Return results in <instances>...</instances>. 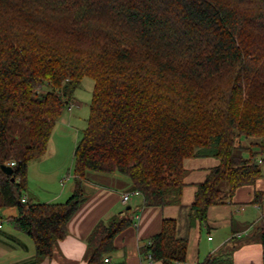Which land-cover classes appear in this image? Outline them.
<instances>
[{
    "label": "trees",
    "instance_id": "1",
    "mask_svg": "<svg viewBox=\"0 0 264 264\" xmlns=\"http://www.w3.org/2000/svg\"><path fill=\"white\" fill-rule=\"evenodd\" d=\"M85 77L94 88L76 188L64 202H23L29 163ZM198 156L219 160L190 208L203 223L264 177V0H0V211L18 210L6 220L34 240L36 261L67 235L90 172L123 174L145 206L163 207L182 194L184 159ZM254 202L264 205V190ZM130 224L127 214L99 222L88 264H105ZM258 235L264 244V219ZM187 248L165 218L141 253L185 263Z\"/></svg>",
    "mask_w": 264,
    "mask_h": 264
},
{
    "label": "crops",
    "instance_id": "2",
    "mask_svg": "<svg viewBox=\"0 0 264 264\" xmlns=\"http://www.w3.org/2000/svg\"><path fill=\"white\" fill-rule=\"evenodd\" d=\"M75 120L76 107L72 103L55 127L77 132ZM218 164L215 156L185 158L182 194L177 201L163 207L145 206L142 194L132 195L124 205L122 193L133 190L127 176L90 172L84 182L85 199L69 221L67 235L55 243L52 254L36 261L34 240L7 222L0 228V264H88L91 257L88 238L95 226L123 214H127L131 224L115 237V249L105 257L110 258L105 264H163L145 258L141 248L161 231L165 218L176 219L178 237L188 241L187 260L183 264H202L211 255L217 257L218 264H264V244L258 235L264 205L254 202L256 191L264 190V177L237 188L224 203L210 206L206 223L191 217L198 185ZM67 165L59 154L51 159L44 154L31 161L28 172L34 184L29 181L27 199L39 203L66 201L76 188L73 166ZM5 209L1 211L8 210ZM9 210L4 217L18 215L17 209V213Z\"/></svg>",
    "mask_w": 264,
    "mask_h": 264
},
{
    "label": "rangeland",
    "instance_id": "3",
    "mask_svg": "<svg viewBox=\"0 0 264 264\" xmlns=\"http://www.w3.org/2000/svg\"><path fill=\"white\" fill-rule=\"evenodd\" d=\"M94 88V80L91 77H85L82 81V84L75 91V107H76V123L78 124V129L76 131H72L71 129H59L57 127L54 128L52 137L48 143V148L46 151V156L48 159L51 157L60 155V157L68 163L67 166L72 167L74 170V151L76 147V142L81 138L83 131L87 127L88 119L90 115V104L93 95ZM249 141H247L248 143ZM246 143V141H245ZM36 160V159H35ZM30 164V163H29ZM50 164V162H48ZM33 173V172H32ZM34 177V174H32ZM29 181L34 184V181L29 178V172L27 176V191L29 189ZM228 186L227 183H223V187ZM8 209V210H7ZM12 209L15 213H17L16 208H6V212L0 211L7 215L11 212Z\"/></svg>",
    "mask_w": 264,
    "mask_h": 264
},
{
    "label": "built area",
    "instance_id": "4",
    "mask_svg": "<svg viewBox=\"0 0 264 264\" xmlns=\"http://www.w3.org/2000/svg\"><path fill=\"white\" fill-rule=\"evenodd\" d=\"M14 164H15L14 162H11L9 165L12 166ZM137 194H140V192L137 191V190H131V191L124 192V193H122V196H121V202L124 205H126L131 200L132 195H137ZM22 201L23 202H26L27 201V197L24 196L22 198ZM137 218H139L138 215H137ZM7 222L8 221L6 220V217H4V215L0 214V228H2L3 225L5 223H7ZM109 261H110V258L109 257L105 258V262H109ZM175 264H183V263L182 262H176Z\"/></svg>",
    "mask_w": 264,
    "mask_h": 264
},
{
    "label": "water",
    "instance_id": "5",
    "mask_svg": "<svg viewBox=\"0 0 264 264\" xmlns=\"http://www.w3.org/2000/svg\"><path fill=\"white\" fill-rule=\"evenodd\" d=\"M1 168L7 174H11L13 172V168L10 165H3Z\"/></svg>",
    "mask_w": 264,
    "mask_h": 264
}]
</instances>
